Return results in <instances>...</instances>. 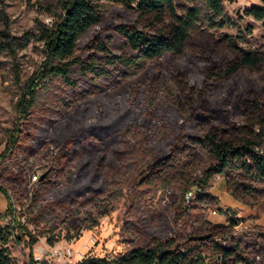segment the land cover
Returning <instances> with one entry per match:
<instances>
[{"label":"rangeland","instance_id":"374dc122","mask_svg":"<svg viewBox=\"0 0 264 264\" xmlns=\"http://www.w3.org/2000/svg\"><path fill=\"white\" fill-rule=\"evenodd\" d=\"M177 1L198 7L204 27L210 28L205 18L212 16L207 0ZM222 3L223 18L232 24L210 28L211 33L216 38L232 36L247 51L264 45V20L247 13L253 6L264 7V2ZM101 5L103 19L84 34L80 47L117 15L127 16L118 5L107 1ZM59 12V0H0V43H10L0 51V183L9 192L17 188L24 197L26 207H20L17 198L14 202L17 216L39 238L34 246L49 244L52 236L55 244L69 243L85 251L89 238L95 237L97 243L85 259L112 260L137 246H147L151 237L181 238L203 215L213 223L236 220L238 236L252 244L246 234L256 225H264V201L252 207L234 199L224 178L217 177L207 188L219 199L218 208L191 211L183 220L177 218L175 207L190 205L195 198L186 203L189 191L182 198L178 188L156 189L137 183L143 168L167 153L181 127L177 111L164 93L150 103L146 80L151 65L127 79L112 67H107L104 76L75 67L72 79L77 85L46 75L40 31ZM109 48L117 55L127 51L117 33ZM80 55L88 60L87 52ZM162 62L166 64V59ZM193 78L201 82L199 76ZM29 87L35 89L37 103L24 124L17 103ZM17 128L22 131V144L12 159L4 158L2 153ZM189 132L199 134L194 127ZM72 134L78 139L60 154ZM197 188L201 187L192 191ZM34 201L48 207L53 229L49 234L40 235L31 220L28 206ZM6 208L7 197L0 191L1 215ZM28 241V236L22 241L12 237L11 264H32ZM253 257L256 264H262L257 254Z\"/></svg>","mask_w":264,"mask_h":264},{"label":"trees","instance_id":"16d2710c","mask_svg":"<svg viewBox=\"0 0 264 264\" xmlns=\"http://www.w3.org/2000/svg\"><path fill=\"white\" fill-rule=\"evenodd\" d=\"M107 1L123 8L126 17L95 34L84 47L80 39L101 23V3ZM223 0H207L212 16L205 15L210 28L232 24L225 20ZM264 2V0H262ZM60 12L51 25L40 31L46 51V75L61 77L69 85L75 67L108 75L107 67L118 70L123 79L135 76L151 65L146 92L154 104L164 93L174 105L181 127L166 154L146 165L137 176L139 186L156 189L178 188L182 198L199 186L189 206L175 207L183 220L191 211L216 209L219 199L207 192L210 183L222 177L228 193L243 204L255 207L264 201V45L245 50L229 35L216 38L203 24L201 10L177 0H59ZM247 13L264 20V7L253 6ZM117 33L127 51L112 54L109 45ZM244 42V39H242ZM10 43H0V51ZM87 52L88 60L80 53ZM166 59V64L162 62ZM199 76L201 82L194 80ZM18 101L17 107L27 124L36 106L33 87ZM194 127L199 134L190 133ZM19 128L12 134L2 156L12 159L22 144ZM29 136L30 133L28 134ZM72 134L60 154L77 140ZM14 186V182L10 183ZM7 197L5 214H15V227L0 223V264H11L9 243L29 237L32 250L39 238L17 216L18 205L26 207L17 188L0 183ZM48 207L36 201L28 206L31 220L40 235L52 232ZM238 222L213 223L204 215L181 238L151 237L147 246H137L118 258L89 257L77 264H256L257 254L264 264V225L246 234L247 244L237 232ZM49 244H55L49 237Z\"/></svg>","mask_w":264,"mask_h":264},{"label":"built area","instance_id":"2783aa9c","mask_svg":"<svg viewBox=\"0 0 264 264\" xmlns=\"http://www.w3.org/2000/svg\"><path fill=\"white\" fill-rule=\"evenodd\" d=\"M34 178H38L37 175ZM198 191L202 188H197L195 191H189L186 194V203L196 197ZM2 225L11 228L15 227L16 215L5 214L2 219ZM97 243L95 237H90L84 251L82 248H76L73 244H44L36 245L32 250V257L35 264H77L86 258L88 251Z\"/></svg>","mask_w":264,"mask_h":264},{"label":"crops","instance_id":"0c3cea01","mask_svg":"<svg viewBox=\"0 0 264 264\" xmlns=\"http://www.w3.org/2000/svg\"><path fill=\"white\" fill-rule=\"evenodd\" d=\"M6 210V209H5Z\"/></svg>","mask_w":264,"mask_h":264}]
</instances>
